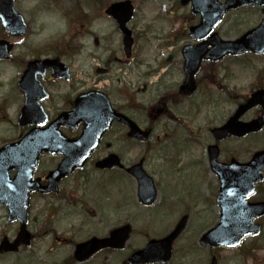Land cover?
Here are the masks:
<instances>
[{
  "label": "flooded vegetation",
  "instance_id": "obj_1",
  "mask_svg": "<svg viewBox=\"0 0 264 264\" xmlns=\"http://www.w3.org/2000/svg\"><path fill=\"white\" fill-rule=\"evenodd\" d=\"M86 1L92 0L81 2ZM127 1L132 2L136 10V0ZM181 1H178V6L188 7V14L193 18L189 22L188 29L179 33L180 36L184 33L179 42V56L171 55V48L168 57L162 55L163 58L158 59L156 67H149V64H138L133 59L134 45L130 50V57H126L116 21L104 14L108 5L98 9V15L88 17L81 9L83 6L81 2L72 6L63 0H0V66L9 64L19 67L16 93L20 104L15 106L17 112H20L23 106V97L18 84L28 63L58 59L68 67L66 80L53 79L49 68L42 76L36 77L45 93V98L39 104L47 115L46 125L58 115L68 114L66 122L58 127V132L67 140H77L82 134L85 123L74 122L75 116L69 113L76 108L78 96L87 92H97L107 97L112 110L135 122L142 130L148 131L150 137L147 142L136 141L128 136L130 132L128 127L113 121L99 139L98 146L92 152L85 168L63 179L57 192L37 195L33 200L54 198L64 189L63 185L67 188L77 179L82 183L84 173L89 167L100 176H108L111 189L108 194L111 196L106 198L115 201L120 197L125 200V204L133 202L134 198L133 203L136 207L153 213L150 224L160 219L162 223L173 226L167 235L178 225H182L172 243V249L175 244L179 252L182 249L179 244L182 242L191 264H246L248 260L253 264H262L258 257L264 256V165L259 176L255 171L246 169V166L257 152L264 150V87L251 86L247 94L241 88L242 93L239 90L240 94L234 97H230L227 91L228 76H235L229 65L231 68H240L242 71L240 73L248 76L250 80L264 81V52H243L237 55H225L216 60L201 58L193 76V92L184 95L181 89L188 73L183 49L208 41L211 34H215L221 41L234 42L240 40L246 33L256 32L264 20V5L246 4L232 8L222 16L209 36L195 40L190 38L189 28L198 26L200 15L191 12L190 2L182 5ZM217 1L225 3L226 0ZM13 12L23 18L26 26L25 35L14 34L17 29L13 27V23L16 22ZM42 14L59 15L65 32L69 34V39L64 38L62 42L47 47L48 51L41 50L34 39L37 22ZM97 19L111 24L113 43L99 44V40L94 37L96 33L87 28L91 21ZM133 19L134 16L128 23L129 29L132 27ZM221 27H225L226 30L221 32ZM86 38L92 39L94 46L92 42H87ZM105 38L109 39V36L106 35ZM251 40L258 46H264V32L255 34ZM211 43L207 45V50L212 48ZM93 47L94 51H92ZM163 47L165 45L161 48ZM7 48H9L8 54H6ZM86 50L96 62L94 75H87L92 82L89 87L84 80L80 81L74 74L75 69L79 67V64L76 65L79 56ZM175 65H178V69L174 67ZM143 66L147 67L142 71ZM116 68H120L121 71L115 73ZM80 69L81 67L78 71ZM175 72L179 74L178 80L171 78ZM135 74L138 76V81H142L143 91H153L151 95L146 93V96H149L148 100L157 101L156 104L153 102L151 107L143 105V108H140L139 105L136 109L133 106V99L137 98V94H132L128 84L123 82L127 76L132 77ZM204 80L205 90L215 87L218 91L211 100H208L209 104L203 105L208 111L206 122L196 123L197 115L193 114L198 107L187 105L192 102L198 91L203 92L201 83ZM240 83L242 84V80ZM118 87L123 88L119 90L120 93ZM202 97L209 99V96L206 98L202 95ZM230 98L235 100L234 104L230 102ZM6 99L7 94L6 96L0 94V108L5 112L12 109L7 105ZM251 100L255 104L247 106ZM86 104L90 107L93 102L89 99L82 105L79 102V108H85ZM190 108L193 109L188 111ZM258 123L261 125L258 126ZM203 125H206L204 130ZM248 125L258 128L256 131L245 132ZM156 133L155 142L159 147L153 150L150 140H154ZM93 134L92 130L88 136ZM169 144L173 146L175 153L169 152L167 149ZM135 149L139 154L134 153ZM111 155L119 158L124 168L114 167L109 170L95 168L96 162ZM50 157L58 160L63 158L60 154ZM136 164H140L146 175L150 177L152 188L154 187L156 194L150 204L141 203L136 196L138 185L143 181L137 178L139 172L130 173L127 170ZM153 167H158L160 170L151 172ZM46 173L38 176L42 184ZM172 184L174 185L171 186ZM145 185L148 187L147 191L150 190L149 185ZM79 187L80 190L83 189L80 184ZM170 192L174 194L170 195ZM201 204L205 207L200 209ZM171 207L173 209L169 210L166 216L163 212L158 218L153 219L160 210H163L162 208ZM175 214L178 218L171 223L169 217ZM192 221L200 226L195 235H192L190 230ZM221 225L223 229L218 236L231 240L226 245L211 242L210 238L208 240L205 237ZM10 226L16 227L10 240L13 241L19 226L15 223ZM246 228L247 232H245ZM30 234L32 243L36 236L32 232ZM4 238L6 236H3L0 242ZM56 241L60 243V240L56 239ZM23 248L20 246L18 251ZM219 254H225L226 257L221 258ZM5 255L0 254L1 257Z\"/></svg>",
  "mask_w": 264,
  "mask_h": 264
},
{
  "label": "rangeland",
  "instance_id": "obj_2",
  "mask_svg": "<svg viewBox=\"0 0 264 264\" xmlns=\"http://www.w3.org/2000/svg\"><path fill=\"white\" fill-rule=\"evenodd\" d=\"M63 1L66 2V0ZM81 1L83 0L67 1L66 4L70 3L73 6ZM117 1L121 0H92L91 2H81L83 5L81 9L88 17H93V15L99 14V11L97 12L98 9H103L110 3ZM178 1L179 0H136V10L131 30L135 37L133 59L136 60L138 64L144 63L149 64V67H156L158 59L168 57L171 48V55L179 56V42L181 37L184 36V33H182L181 36L179 33L181 30L188 29L189 22L193 17L188 14V7L180 8L178 6ZM91 4L93 6L92 8ZM59 17L60 16L42 14L41 18L38 20L36 26L37 33L34 39L41 50L48 51L49 49L47 47H52L57 42L69 39V34L65 32L63 23L58 21ZM87 28L93 33H96L94 37L99 40V44L105 45V43L114 42L110 23H103L101 19H97L91 21ZM225 30V27H221L220 29L221 32ZM106 35L109 36V39L105 38ZM89 38H86V41L92 42L93 44V40ZM163 45H165V47L161 48ZM92 51H94V47ZM162 55L164 56L162 57ZM95 63L93 58L89 56L87 50L79 57L76 63V65L79 64L78 68L81 67V69L79 71L78 68L75 69L74 74L77 75L80 81L84 80L87 87L92 85L87 75H94ZM145 67L147 66H143L142 71L146 70ZM174 67L178 69V65ZM229 67L235 74V76H228L229 84L227 93L230 97L239 95L240 92L242 93L241 88H243L247 94L251 86L264 87V81L250 80L248 76H244L240 73L242 72L240 68H231L230 65ZM120 71V68L114 70L115 73ZM134 71L136 73L137 69L135 68ZM81 74H84V76H81ZM139 74L140 73H138V75ZM18 75V66L9 64L0 66V94L5 96L7 94L6 103L9 107H12L7 114L3 113L0 108V144L15 141L23 134V130L16 127L18 109L15 108V106L20 104V99L16 93ZM201 77L204 78L203 75H201ZM171 78L173 80H178V72L173 73ZM201 80L202 79H200V81ZM241 80L242 84L240 83ZM123 83L128 84V88L132 90V94H137V98L133 99V106L136 109L139 105L140 108H143V105L151 107L153 102L156 104V100H148L149 96L147 97L146 93L152 94L153 91H143L141 87L142 81H138L137 74L132 77L127 76ZM204 84H206L205 80L201 83L203 92L201 93L198 91L192 99V102L187 105L188 107H198L193 114L194 116L197 115L195 119L196 123L206 122L208 111L207 107L203 105L209 104L208 100H211L214 93L216 94L218 91L215 87L207 91L203 87ZM8 88H10L9 91ZM122 89V87L117 88L118 92ZM202 95L206 96V98L209 96V99H205ZM230 102L234 104L235 100L230 98ZM191 109L193 108H190L188 111ZM205 127L206 125H203L202 129L204 130ZM156 135L157 133L155 134L154 140H150L153 150H157L159 147V144L155 142ZM167 149L170 153H175L173 146L170 144L167 145ZM138 152L139 151L135 149L134 153L136 154ZM58 161L59 160L56 158L42 157L36 172V177L44 175L47 171L52 170ZM159 170L160 168L153 167L151 172H158ZM78 183L83 189L80 190ZM63 187L64 189L54 198L47 197L44 198V200L37 199L31 201L32 208L28 230L32 232L36 238L32 242L30 249H22L17 254L0 256V264H76L72 260V254L76 244L87 241L92 237H106L110 230L128 223L131 226L132 233L126 245V249L122 251H102L83 263L123 264L131 251L141 249L150 239H160L164 235H167L173 228V226H169L167 223H162L160 219H156L163 212L166 216L168 211L173 209V207L170 209L162 208L163 210H160L159 213L154 216L153 219L156 220L150 224L153 213L136 207L133 203L134 198L133 202H128L127 204H125V200L120 199V197L115 201H112L111 198H106L111 196L108 194L111 190L109 188L108 176H100L89 167L84 173V181L82 183L78 182L77 179L75 183H72L67 188H65L64 185ZM101 189H103V191ZM172 194L174 193L170 192V195ZM165 196L167 197V195ZM204 207L205 205L203 204L199 206L200 209ZM175 218H178L176 214L169 217L170 222L172 223ZM199 228L200 226L195 221L190 223L192 235H195V233L199 231ZM15 230V226L7 225L6 213L0 208V240L3 236L11 240ZM56 239L60 240V243H58ZM179 246L182 249L177 252V248H175V244H173V257L170 264H191L190 258L185 253L187 250L184 249L183 243L180 242ZM219 255L221 258L226 257L225 254ZM258 259L264 264V256H259ZM246 264H253V262L248 260Z\"/></svg>",
  "mask_w": 264,
  "mask_h": 264
},
{
  "label": "water",
  "instance_id": "obj_3",
  "mask_svg": "<svg viewBox=\"0 0 264 264\" xmlns=\"http://www.w3.org/2000/svg\"><path fill=\"white\" fill-rule=\"evenodd\" d=\"M188 0H182L185 4ZM193 12L200 14V24L191 28L190 37L195 40H201L204 36H209L210 32L219 23L220 19L228 10L237 6L246 4H256L263 6L264 0H227L223 5L218 4L216 0H192ZM105 13L111 16L117 23L119 32L123 36V46L127 57L130 54L132 46V38L130 32L126 29L127 22L131 19L133 14V5L129 2H119L110 5ZM7 26V25H6ZM10 29V28H9ZM264 32V20L262 25L256 32H251L243 36L236 42H220L216 35H212L207 41L200 43L196 47H187L183 49V57L186 59V67H188L186 80L181 89L182 94L189 95L193 92V74L197 71L199 60L212 59L216 60L225 55H237L243 52H263L264 46H258L252 42V38L257 33ZM212 41L213 43H211ZM213 45L210 50H207V45ZM9 53V48L6 49V54ZM194 57V59H192ZM52 70L53 78H60L66 75V67L61 65L58 61H44L31 62L28 64L21 81L18 84L21 92L25 98V105L19 115L18 126L24 127L33 125L35 128L31 129L23 138L17 143L7 145L0 150V205L5 206L9 210V220L17 219L22 225L21 236L23 232L26 216H27V195L33 190L37 189L40 192L55 191L57 183L63 177L69 175L76 168H81L86 162L91 152L98 145L99 139L110 127L113 120L125 124L129 127V137H134L139 140H146L148 132H141L139 128L129 121L121 114H117L111 110L106 97L100 94L88 93L81 95L76 101V108L71 113L75 116L74 122L83 121L86 125L81 137L74 142L65 140L57 133L58 127L65 123L68 114H61L51 123L47 128L41 129L45 124L46 118L41 107L37 104V100L43 98L41 95V88L36 81L37 75H42L45 68ZM90 98L93 102L92 106L86 104L85 108H79V102L82 105ZM79 101V102H78ZM251 100L247 106L254 105ZM261 124L258 123V126ZM257 127L249 125L245 132L256 130ZM94 134L88 136L90 131ZM53 138V139H52ZM64 154L63 160L59 163L56 170L51 172L47 178L48 186L44 189H39L35 183L31 182V176L37 166V160L42 153ZM264 163V152L259 153L253 157V160L246 166V169L255 171L257 176ZM113 166L121 165L116 156H109L108 158L96 163L99 169L111 168ZM16 170L17 174L14 179L9 178V172ZM130 170H140L139 166L133 167ZM141 175V174H140ZM144 176V174H143ZM140 198L145 196L139 188L138 195ZM9 195L17 196L15 205H12L13 200H9ZM155 196V192H151V200ZM223 229V226L216 227L206 237L211 235V242H219L226 245L231 240L218 236ZM247 228L245 232H247ZM129 234V227L124 226L112 231L107 238L97 239L92 238L89 241L76 246L74 258L77 261H83L93 255L95 252L105 249H121L127 240ZM176 231L163 240L151 241L143 250L135 252L126 261L127 264H146V263H165L169 260L171 254V242L174 239ZM247 234V233H245ZM209 240V239H208Z\"/></svg>",
  "mask_w": 264,
  "mask_h": 264
}]
</instances>
